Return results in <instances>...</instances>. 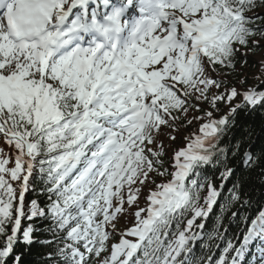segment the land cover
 <instances>
[{"label": "snow or ice", "instance_id": "obj_1", "mask_svg": "<svg viewBox=\"0 0 264 264\" xmlns=\"http://www.w3.org/2000/svg\"><path fill=\"white\" fill-rule=\"evenodd\" d=\"M260 51L264 0H0V264L37 244L41 264H264V209L232 210L249 204L233 160L264 175V153L224 142L238 110L264 108V88L225 79ZM230 182L223 247L198 257Z\"/></svg>", "mask_w": 264, "mask_h": 264}, {"label": "trees", "instance_id": "obj_2", "mask_svg": "<svg viewBox=\"0 0 264 264\" xmlns=\"http://www.w3.org/2000/svg\"><path fill=\"white\" fill-rule=\"evenodd\" d=\"M254 56L255 54H249L246 64L238 62L234 70L235 73L233 74L232 70L230 71V74L226 75V79H230L228 87H230V84L232 83L237 84L239 87L248 83L250 84V79L247 77L245 78V82L243 84L241 83L242 80H240V77V79L235 82V76L238 78V76L242 74L241 71H244L247 76H254L255 79H252L251 85H258L260 88H264V66L259 67L257 59ZM219 108L220 111L214 113L217 117H219V115L223 112H228V105H224V103L219 104ZM192 115H203V113H192L189 114V117ZM197 128V122L193 121L192 126H189L179 132L177 134V140L171 143V147L168 149V152H172L173 149L184 145L185 140L183 139V132L197 130ZM161 137L164 139L165 144L169 143L167 135H162ZM237 141L241 143L242 149H250L256 154L264 153V108L257 107L255 109L238 110L235 116L234 125L224 137V142L229 145L235 144ZM232 166L238 169L233 182L236 179L242 178V198L249 201V204L245 207L241 208L240 205H236L232 210L240 208L241 213L254 216L258 211L264 209V175H261L259 169L255 171H246L240 164L239 159H234ZM231 186V182L228 183L227 190L231 188ZM241 227H243V225H239L237 222L231 220V211H229L223 217V223L220 226V231L223 232L224 229L227 228V232L224 234L227 237L232 238L234 235L240 234L239 230ZM203 231L208 232L207 235L216 233L217 220H215L214 213H212L206 220ZM45 251L46 249L39 244L33 247H23V264H41L42 254Z\"/></svg>", "mask_w": 264, "mask_h": 264}, {"label": "rangeland", "instance_id": "obj_3", "mask_svg": "<svg viewBox=\"0 0 264 264\" xmlns=\"http://www.w3.org/2000/svg\"><path fill=\"white\" fill-rule=\"evenodd\" d=\"M258 58H260V61L264 60V56L262 57L261 56V53L258 55ZM122 218L119 219V222H118V228L121 230V225H122ZM119 238V237H118Z\"/></svg>", "mask_w": 264, "mask_h": 264}]
</instances>
